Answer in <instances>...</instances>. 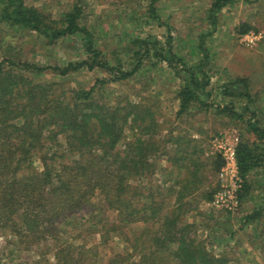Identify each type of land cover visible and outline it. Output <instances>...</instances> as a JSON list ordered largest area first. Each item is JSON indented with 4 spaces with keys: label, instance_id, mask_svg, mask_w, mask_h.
I'll list each match as a JSON object with an SVG mask.
<instances>
[{
    "label": "rangeland",
    "instance_id": "374dc122",
    "mask_svg": "<svg viewBox=\"0 0 264 264\" xmlns=\"http://www.w3.org/2000/svg\"><path fill=\"white\" fill-rule=\"evenodd\" d=\"M3 1L0 0V5ZM148 1L25 0L26 4L41 9L54 19H58L73 4L79 5L82 8V24L91 31L95 47L102 51L110 64H118L123 69L135 64L133 51L137 46L134 39L158 40L164 45L170 36V47L176 58L181 57L188 66L203 65L202 70L209 79L206 87L210 91L209 96L200 94L198 100L191 102L184 111H179L178 91L187 81L188 74L182 71L177 76L175 71L180 69V62L158 60L153 52L149 56L145 55L134 75L121 81H106L109 79L108 72L99 68L87 70L85 67L67 76L48 73L42 78L56 83L57 95L72 97L73 91L89 89L95 85L94 96L99 102L109 105L132 103L138 117L139 114L151 113L157 124L155 130L150 132L153 142L150 156L155 170L143 179L132 180L131 185L141 196L140 200L135 198L133 205L139 207L142 203L149 204V201L156 199L162 205V213L182 206L181 219L183 223L191 225L190 236L201 241L211 253L223 256L226 264H233L234 261H229L230 256L225 252L223 242L217 244L215 240L223 241L225 235H232L234 231H237L239 239L241 232L248 236L259 233L260 237L263 236L258 228L245 229L241 225L249 221H264V146L248 126L249 120L264 126V87L260 88L264 80V0H229L214 14L211 13L213 0H159L158 20H152L149 16ZM246 24L251 28L241 33ZM249 32L257 35L253 44L245 40ZM86 56L79 35L66 36L49 44L33 31L17 29L0 22V61L10 58L53 66L80 61ZM193 70L202 76L198 68ZM237 76L246 77L252 102L222 96L221 85ZM101 80L105 82L101 83ZM225 103L234 112H219L217 105L226 106ZM245 106L248 107L246 110ZM137 124L123 127L124 136L117 144L121 153L127 151V144L139 136ZM142 138L148 139L147 134ZM235 142L236 149L241 142L251 147L258 162L245 177L247 191L243 190V178L239 171L237 183L229 175H220L222 147ZM178 151L179 158L174 160ZM193 161L204 164L201 169L204 181L197 185L198 190H194L196 187L190 184L188 191L192 193L187 191L184 198L176 200L175 193L169 187L174 185L177 189L186 179H190L189 171L194 167ZM216 165L218 171L214 170ZM35 166L41 167L37 158ZM174 180L179 181V185L175 186ZM235 188V205L228 197V206L224 204L226 201L221 200L219 204L214 202L216 193ZM207 192H210L209 198ZM111 213L112 219L115 213ZM105 217L110 218L109 211L102 215V218ZM60 225L56 228L50 226L54 230V238L45 239L48 243L46 249L40 246L43 240L15 244L8 242L10 238L1 235L0 264H67L69 257H79V264H119L120 261L115 260L118 252L124 257L126 252L129 254L123 236H111L100 243V235L85 220H81L73 230L69 221ZM138 226L140 223L132 224L133 229L138 230ZM148 226L147 238L151 237L156 228L152 221ZM238 226L241 228L237 229ZM129 232L133 234L132 230ZM68 236L74 239L65 241ZM70 242L75 244L69 250L60 252L59 248L68 246ZM76 244L81 249L84 246L82 256L77 249L70 256L69 251ZM170 251L160 253L166 258L160 264H172ZM136 258L134 256L132 260ZM121 261V264L128 262L126 258Z\"/></svg>",
    "mask_w": 264,
    "mask_h": 264
},
{
    "label": "trees",
    "instance_id": "16d2710c",
    "mask_svg": "<svg viewBox=\"0 0 264 264\" xmlns=\"http://www.w3.org/2000/svg\"><path fill=\"white\" fill-rule=\"evenodd\" d=\"M158 1H148L147 10L152 20L159 19ZM228 1L213 0L211 13L224 7ZM0 22L33 31L49 44L66 36L79 35L87 54L80 61L53 66L10 58L0 61V236L10 238L8 242L15 244L43 240L40 246L46 249L48 243L45 239L54 238L51 225L56 228L69 221L73 230L81 220H85L100 235V243L111 236L125 238L129 254L126 252L124 257L118 252L115 260L120 261L119 264L124 258L128 262L122 264H149L150 258L151 264H160L166 259L160 253L167 250H171L169 259L172 264H226L223 256L211 253L201 241L190 236L191 225L181 219L182 206L162 213V205L156 199L139 207L133 205L135 198L140 200L141 196L131 185L132 180L143 179L155 170L150 156L153 144L150 132L157 124L151 113L139 114L138 117L132 103L109 105L99 102L94 96L95 85L73 91L72 97L57 95L56 83L42 78L48 73L67 76L85 67L108 72L106 81H121L134 75L145 55L153 52L158 60L179 61L181 66L175 71L177 76L182 71L188 74L187 81L178 91L179 111H184L191 102L200 98L198 95H210L206 90L209 79L202 70L203 65L188 66L181 57L176 58L170 47V36L164 45L158 40L134 39L137 46L133 51L135 64L127 69L112 65L95 47L91 31L82 24V8L77 4L54 19L41 9L26 4L25 0H4L0 5ZM250 28L246 24L240 32ZM195 68L202 76L193 70ZM221 87L222 96L253 101L246 77L237 76ZM225 104L217 105L219 112H234L228 103ZM247 108L244 107L245 110ZM132 123L137 124L140 134L127 144L128 150L121 153L117 144L124 136L123 127ZM248 126L264 146V126L250 120ZM146 134L148 139L142 138ZM179 153H175L174 160L179 158ZM35 158L41 167L35 166ZM236 159L237 170L243 178V190L247 191L245 177L258 164L255 153L241 142L236 149ZM193 163L190 179L177 189L174 185L169 187L176 200L184 198L190 184H194L195 190L204 181V173H201L204 164ZM219 168L216 165L214 170ZM174 183L176 186L180 182L174 180ZM206 196L209 198L210 192ZM87 206L92 208L87 209ZM107 211L110 218H102ZM111 212L115 213L112 219ZM79 214L82 215L79 217ZM151 221L156 225L155 234L147 238ZM133 223H140L138 230L132 228ZM71 239L74 238L68 236L65 241ZM74 244L70 242L59 250L64 252ZM75 249L83 255L84 251L76 244L69 251L70 256ZM134 256L137 260L133 261ZM79 262V257L67 260V264Z\"/></svg>",
    "mask_w": 264,
    "mask_h": 264
},
{
    "label": "crops",
    "instance_id": "0c3cea01",
    "mask_svg": "<svg viewBox=\"0 0 264 264\" xmlns=\"http://www.w3.org/2000/svg\"><path fill=\"white\" fill-rule=\"evenodd\" d=\"M261 87H264V80L261 82ZM241 226L245 229L258 228V232L262 231L263 236L260 237V233L248 236L241 232L239 239L237 231H234L232 235H225L223 241L215 240V243L223 242L224 250L230 256L229 261H234L233 264H264V221H249ZM239 228L241 227L238 226L237 229ZM262 237L263 239H260Z\"/></svg>",
    "mask_w": 264,
    "mask_h": 264
},
{
    "label": "built area",
    "instance_id": "2783aa9c",
    "mask_svg": "<svg viewBox=\"0 0 264 264\" xmlns=\"http://www.w3.org/2000/svg\"><path fill=\"white\" fill-rule=\"evenodd\" d=\"M246 35V34H245ZM245 40H248L252 44L255 43V40H257V35L252 34V32L247 33ZM237 141V137L235 138ZM223 149V155H222V167H221V172L220 175L221 177L229 175L231 179L236 180L235 182L237 183V159H236V142L232 144H225ZM236 188L227 190V191H221L219 193H216V198L214 199V202L219 204L221 200L224 202L226 206H228L226 197L230 198L231 202L233 205L236 204ZM230 208H234V206H231ZM229 208V209H230Z\"/></svg>",
    "mask_w": 264,
    "mask_h": 264
}]
</instances>
